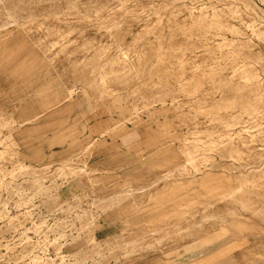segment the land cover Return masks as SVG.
I'll return each mask as SVG.
<instances>
[{"label": "rangeland", "instance_id": "obj_1", "mask_svg": "<svg viewBox=\"0 0 264 264\" xmlns=\"http://www.w3.org/2000/svg\"><path fill=\"white\" fill-rule=\"evenodd\" d=\"M0 264H264V0H0Z\"/></svg>", "mask_w": 264, "mask_h": 264}]
</instances>
